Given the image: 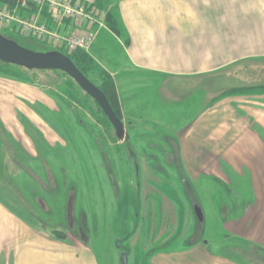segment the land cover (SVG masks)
<instances>
[{"label":"rangeland","instance_id":"obj_1","mask_svg":"<svg viewBox=\"0 0 264 264\" xmlns=\"http://www.w3.org/2000/svg\"><path fill=\"white\" fill-rule=\"evenodd\" d=\"M0 33L39 52L58 51L68 56L77 52L48 47L1 29ZM87 55L103 70H119L115 76L117 110L128 139L119 142L115 138L96 103L62 72L27 71L0 63V96L6 84L8 90L21 96H42L50 105L36 106L23 100V105H18L21 110H12L0 103V201L7 204L5 206L13 211L14 217L29 225L50 228L60 224L64 231L66 199L61 201L54 195L47 197L40 184L51 178L57 181L66 177L71 181L67 189H71L72 200L68 202L75 212L74 218L84 224V216L87 219L84 227L89 237L84 247L93 253L98 264H120L116 239L123 241L128 251V264H152L158 255L188 248L196 230L201 228L194 217L193 205L201 204L205 216L202 239L212 244L219 241V252L244 263L242 240H228L218 221L220 205L226 200L217 186L205 179H193L191 184L198 192L199 203L184 191L180 182L176 137L189 121L176 117L181 114L179 109L199 108L197 100L205 97L201 90L196 93L186 82L171 83L173 87L165 89L168 97L165 98L171 102L169 108H176L164 113L159 107L161 98L156 99L161 82L137 77L135 72L126 70L116 42L100 43ZM89 76L96 84H101L98 75L89 73ZM211 81L219 87L220 94L223 93L220 100L233 94L249 97L247 90L258 91L252 96L264 95V61L242 63L216 78H209L204 85ZM209 89H204L205 94ZM179 98H186V103H176ZM135 101L143 104L146 101L145 113ZM146 108L153 112L149 113ZM38 153L46 157L47 163L42 165L45 172L35 159ZM109 153L112 160L107 156ZM15 162L21 163L23 169L16 168ZM135 162L140 168L139 191ZM149 166H154L155 174L148 170ZM138 199L141 217L136 226ZM42 205L49 209L48 212L41 210ZM24 209L30 214H25ZM70 239L76 240L73 235ZM6 260L10 264L9 255L2 251L0 264H5Z\"/></svg>","mask_w":264,"mask_h":264},{"label":"crops","instance_id":"obj_2","mask_svg":"<svg viewBox=\"0 0 264 264\" xmlns=\"http://www.w3.org/2000/svg\"><path fill=\"white\" fill-rule=\"evenodd\" d=\"M112 6L120 33H113L105 23L93 48L114 41L126 70L159 80L156 99L161 98L164 113L176 108L168 107L171 102L165 95L173 82H186L205 96L197 100V110L179 109L176 117L189 121L176 137L180 176L199 203L193 179L217 186L226 200L220 205L218 221L226 238H239L244 247V263L219 252V241H193L179 252L158 255L152 264H264V95L252 96L258 91L247 90L249 97L233 94L220 100L223 93L214 82L204 85L232 67L264 61V0H114ZM105 71L117 89L119 70ZM3 87L0 103L5 108L21 110L18 105L23 100L50 106L42 96L25 97L8 90L6 84ZM205 88H210L206 94ZM178 100L179 104L187 101ZM136 103L145 113L146 101ZM5 205L0 201V254H8L10 264H98L84 246L51 239L14 217Z\"/></svg>","mask_w":264,"mask_h":264},{"label":"built area","instance_id":"obj_3","mask_svg":"<svg viewBox=\"0 0 264 264\" xmlns=\"http://www.w3.org/2000/svg\"><path fill=\"white\" fill-rule=\"evenodd\" d=\"M96 3L97 0H0V29L69 53L88 54L105 27V12Z\"/></svg>","mask_w":264,"mask_h":264},{"label":"water","instance_id":"obj_4","mask_svg":"<svg viewBox=\"0 0 264 264\" xmlns=\"http://www.w3.org/2000/svg\"><path fill=\"white\" fill-rule=\"evenodd\" d=\"M0 63L25 69L27 71H60L68 76L100 108L119 141L127 140L128 134L121 119L117 117L103 92L78 70L73 61L58 51L38 52L22 47L16 41L0 33ZM195 219L203 224V210L193 208ZM120 264H128V251L120 254Z\"/></svg>","mask_w":264,"mask_h":264},{"label":"flooded vegetation","instance_id":"obj_5","mask_svg":"<svg viewBox=\"0 0 264 264\" xmlns=\"http://www.w3.org/2000/svg\"><path fill=\"white\" fill-rule=\"evenodd\" d=\"M86 95V94H85ZM91 99V98H90ZM97 105V104H96ZM98 106V105H97ZM100 109V108H99ZM103 114V113H102ZM104 116V115H103ZM105 117V116H104ZM110 125V124H109ZM115 136V135H114ZM116 138V137H115ZM117 139V138H116ZM118 140V139H117ZM119 141V140H118ZM125 141V140H123ZM121 142V141H119ZM50 146H53V145H50ZM122 151V150H120ZM108 158L111 159L112 155L111 153L107 154ZM111 156V157H110ZM132 160L133 159V162H134V158H132V156H130ZM45 156H44V153H38V155H36V161L39 163V166L42 168V170L44 169L43 168V163H47L46 160H45ZM136 158V157H135ZM34 159V158H33ZM112 160V159H111ZM120 163H122V159H120ZM117 162L114 164L116 165ZM134 164V163H133ZM135 178L137 179V190L139 191V188H140V185H139V176H140V173H139V165L137 164V162H135ZM14 166L16 168H19V169H23L21 166L22 164L21 163H18V162H15L14 163ZM157 168V167H156ZM148 170L150 172H152L153 174H155V170H154V166H149L148 167ZM44 171V170H43ZM45 172V171H44ZM68 181H66V180ZM65 179H58L57 181L53 180L52 178L49 180V182L47 183H41L40 184V187L42 189V191L45 193V195H47V197H51L52 195L56 196L58 200H61V201H64L66 199V204H65V211L63 212V217L65 218V221H66V226L64 225L65 229L63 231V229H61L60 227V224H54L52 225V227L50 228H40V227H35L37 228L40 232L42 233H45L46 235H48L49 237H51V239L53 240H56V241H59V242H63L65 244H68V245H72V244H79L81 246H86V240L88 239L87 237H89V233H88V229L85 228V224L87 223V219L86 217L84 216V221L86 220L85 224L83 223V221H76V219L74 218V215H75V212L74 210L72 209V207H70L69 205V200H72V197L69 196L71 194V189L67 187L70 185L69 183H71L70 180H68L66 177ZM180 182H181V185L183 186V189L185 192H188L189 194H191V190L189 188V185L186 181H184V179H182V177L180 178ZM140 195V194H139ZM68 203V204H67ZM40 205V204H39ZM195 206H198V205H193V208ZM41 207V206H40ZM24 208V207H23ZM41 210L45 212V210L48 212V208H44V206L42 205L41 207ZM25 214H30L27 210L24 209ZM52 213H54L52 211ZM52 214H47V216H51ZM137 220H136V226L138 225L139 221H140V213H139V199H138V202H137ZM54 217V215H53ZM54 219L58 222V220L54 217ZM197 221V220H196ZM198 222V221H197ZM59 223V222H58ZM198 224L201 226V228L197 229L196 230V233L193 235V241L195 242H201V243H204L206 244V241L202 239V237L204 236V229H203V224H200L198 222ZM87 225V224H86ZM71 235H73V237L76 239V240H71L70 237ZM130 237L127 238V240L129 239ZM126 240V241H127ZM125 241V242H126ZM192 241V242H193ZM191 242V243H192ZM115 247L118 251H120V254L123 250H126L123 246V241L119 240V239H116L115 240ZM127 251V250H126ZM119 259H120V255H119ZM128 260H129V254H128ZM8 264V263H7Z\"/></svg>","mask_w":264,"mask_h":264},{"label":"trees","instance_id":"obj_6","mask_svg":"<svg viewBox=\"0 0 264 264\" xmlns=\"http://www.w3.org/2000/svg\"><path fill=\"white\" fill-rule=\"evenodd\" d=\"M113 2L114 0H97L96 6L98 9L105 11V23L107 27L113 33L119 34L121 30L120 29L121 26H120L118 14L116 13L115 9L112 6ZM18 44L21 45L22 47L30 49L25 45H22L20 43ZM33 51H37V50H33ZM69 58L73 61L75 66L78 68V70L81 71L88 80H90L96 87H98L103 92L108 102L112 106L115 114L120 119L119 112L117 110V91H116L115 83L111 78V76L105 70L98 67L95 64L94 60L84 52L77 51L71 56H69ZM89 73L95 76L98 75L97 78L100 79L101 84L100 85L96 84V82L90 78ZM105 120L107 121L106 118ZM107 124L109 125L108 121Z\"/></svg>","mask_w":264,"mask_h":264}]
</instances>
